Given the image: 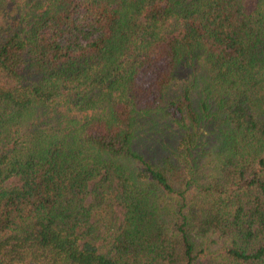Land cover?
<instances>
[{
	"label": "trees",
	"instance_id": "trees-1",
	"mask_svg": "<svg viewBox=\"0 0 264 264\" xmlns=\"http://www.w3.org/2000/svg\"><path fill=\"white\" fill-rule=\"evenodd\" d=\"M0 264H264V0H0Z\"/></svg>",
	"mask_w": 264,
	"mask_h": 264
}]
</instances>
